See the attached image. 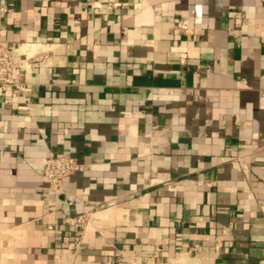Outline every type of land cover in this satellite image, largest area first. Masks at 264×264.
Returning <instances> with one entry per match:
<instances>
[{
	"label": "crops",
	"instance_id": "0c3cea01",
	"mask_svg": "<svg viewBox=\"0 0 264 264\" xmlns=\"http://www.w3.org/2000/svg\"><path fill=\"white\" fill-rule=\"evenodd\" d=\"M0 35V264H264V0H0Z\"/></svg>",
	"mask_w": 264,
	"mask_h": 264
},
{
	"label": "built area",
	"instance_id": "2783aa9c",
	"mask_svg": "<svg viewBox=\"0 0 264 264\" xmlns=\"http://www.w3.org/2000/svg\"><path fill=\"white\" fill-rule=\"evenodd\" d=\"M6 11L5 7H1L2 13ZM176 26L181 30H188V25L182 20H178ZM21 72L22 65L14 60L12 49L0 35V92L4 96H17L23 91V84L20 80ZM80 166L81 162L76 157L50 152L44 164V176L51 188L60 190L66 177L79 169ZM89 220L90 216L87 213L67 218L68 223L78 233L83 230Z\"/></svg>",
	"mask_w": 264,
	"mask_h": 264
}]
</instances>
